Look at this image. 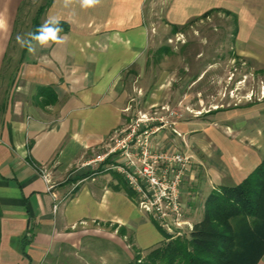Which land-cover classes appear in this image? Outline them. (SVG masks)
<instances>
[{
  "label": "crops",
  "instance_id": "obj_1",
  "mask_svg": "<svg viewBox=\"0 0 264 264\" xmlns=\"http://www.w3.org/2000/svg\"><path fill=\"white\" fill-rule=\"evenodd\" d=\"M27 1L0 0V264H128L134 247L145 254L166 232L139 210L123 175L109 168L114 160L92 162L125 125L126 75L148 47L147 0H101L88 9L53 0L44 15L70 26L64 43L26 49L21 70L8 77ZM167 1L171 27L209 11L232 13L238 54L264 61V0ZM204 120L177 126L196 149L182 193L193 225L213 191L241 184L264 160V104ZM161 141L174 148L168 136Z\"/></svg>",
  "mask_w": 264,
  "mask_h": 264
},
{
  "label": "rangeland",
  "instance_id": "obj_2",
  "mask_svg": "<svg viewBox=\"0 0 264 264\" xmlns=\"http://www.w3.org/2000/svg\"><path fill=\"white\" fill-rule=\"evenodd\" d=\"M47 1L28 0L23 6L8 57V77L21 70L26 54L27 47L17 42V36L27 38L26 34L33 33L36 22L40 25L45 22L46 10L42 13L39 9ZM167 2H146L144 9L150 28L148 47L144 62L132 67L126 75L124 101L130 110L124 127L144 118L143 115L152 119L148 123L154 130L164 122L165 127L155 133L153 139L162 143L161 138L168 136L174 143V148L169 150L188 153L195 165L193 151L196 149L189 148L177 126L203 119L207 122L213 111H235L264 104V61L238 54L234 18L223 12H214L181 32L172 33V27L164 19ZM166 48L170 49L169 53L159 52ZM177 138L181 142L177 143ZM185 213L183 220L188 224L173 231L187 233L189 225L193 227Z\"/></svg>",
  "mask_w": 264,
  "mask_h": 264
},
{
  "label": "trees",
  "instance_id": "obj_3",
  "mask_svg": "<svg viewBox=\"0 0 264 264\" xmlns=\"http://www.w3.org/2000/svg\"><path fill=\"white\" fill-rule=\"evenodd\" d=\"M53 3L48 0L39 12ZM209 11L192 19L184 26H172V33L208 18ZM235 21L237 18L223 11ZM40 26L34 24L33 32ZM63 33L70 26L61 22ZM169 53L170 49H161ZM134 258L128 264H257L264 255V160L241 184L221 187L213 191L205 202L204 216L193 229L182 235L166 233V240L158 247L146 251L145 257L136 247Z\"/></svg>",
  "mask_w": 264,
  "mask_h": 264
},
{
  "label": "built area",
  "instance_id": "obj_4",
  "mask_svg": "<svg viewBox=\"0 0 264 264\" xmlns=\"http://www.w3.org/2000/svg\"><path fill=\"white\" fill-rule=\"evenodd\" d=\"M138 119L133 124L116 130L110 138L108 149L92 163L109 165L121 173L129 188L135 193L139 210L170 235H182L180 230L188 224L183 202V185L192 172L191 155L178 149L166 150L153 135L163 129L150 128V120ZM175 131V130H174ZM176 132V131H175ZM40 175L50 184L49 174L40 169ZM190 230L193 229L191 225Z\"/></svg>",
  "mask_w": 264,
  "mask_h": 264
},
{
  "label": "clouds",
  "instance_id": "obj_5",
  "mask_svg": "<svg viewBox=\"0 0 264 264\" xmlns=\"http://www.w3.org/2000/svg\"><path fill=\"white\" fill-rule=\"evenodd\" d=\"M64 6L69 7L73 0H63ZM101 3V0H79L81 8L88 9L95 7ZM5 27L3 21H0V28ZM63 31L61 27V21L56 16L48 17L45 22L39 26V28L33 32L28 33L27 38L24 36H17V42L22 47H27V50L31 53L34 52L36 47H48L50 44H62L64 38L60 35Z\"/></svg>",
  "mask_w": 264,
  "mask_h": 264
}]
</instances>
